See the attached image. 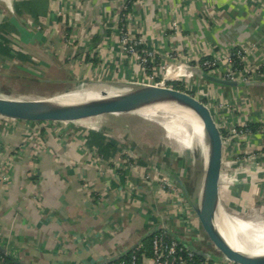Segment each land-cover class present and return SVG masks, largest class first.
I'll return each instance as SVG.
<instances>
[{
    "label": "crops",
    "instance_id": "0c3cea01",
    "mask_svg": "<svg viewBox=\"0 0 264 264\" xmlns=\"http://www.w3.org/2000/svg\"><path fill=\"white\" fill-rule=\"evenodd\" d=\"M125 1L0 0V26L6 27L5 36L20 51L14 59L0 54V76L16 68L19 74H36L43 80L27 83L35 95L18 85L13 89L25 93L0 87V95L42 99L36 93L57 90L70 78L143 81L140 67L123 52L119 39V13ZM172 10L189 36H176L170 42L163 29ZM134 13L133 30L142 29L149 43L161 50L175 43L177 51L194 49L190 54L196 56L195 51L244 43L252 50V62H264V0H143L135 4ZM182 69L188 77L201 79L198 69ZM206 90L219 99L225 91L229 96L237 91L247 105L253 97L254 104L241 108L239 116L253 111L251 116L257 119L264 112V87ZM4 126L0 129V261L10 256L22 264H101L143 243L163 220L173 230L186 215L188 231L196 235L202 230L192 205L164 187L157 176H149L151 165L131 157L125 139L107 129L26 121ZM92 130L123 145L124 153L104 157L96 143L87 142ZM255 141L263 145L264 134ZM257 159L264 164V155ZM258 175L261 178L254 177L251 183L238 181L234 195L261 184L258 198H264L263 173ZM180 199L188 206L182 207ZM165 213L170 214L168 219ZM144 263L151 264L150 258Z\"/></svg>",
    "mask_w": 264,
    "mask_h": 264
},
{
    "label": "water",
    "instance_id": "95a60500",
    "mask_svg": "<svg viewBox=\"0 0 264 264\" xmlns=\"http://www.w3.org/2000/svg\"><path fill=\"white\" fill-rule=\"evenodd\" d=\"M198 72L201 73L200 78L202 81L220 87L239 90L264 87V80H230L211 75L204 70H198ZM105 84L107 85L108 83ZM124 84L137 85L138 88L136 86L135 91L108 99L78 104H60L47 97L42 99H19L0 96V115L16 121L33 123L87 124L95 122L96 118L104 115L142 114L143 108L147 106L163 102H175L195 113L203 121L206 129H209V123L214 124L216 122L221 128L223 136L222 138L219 137L218 130L215 131L214 136L212 135L214 140L210 146L202 195L198 204L189 199L187 184L179 177V172L172 170L171 160L166 164L167 168H165L169 176L175 179L182 187L185 198L192 205V209L212 248L209 247L210 245H205L201 242L187 240L186 237L180 236L171 229L169 230L176 235L181 243L195 250L202 257L213 260L218 259L225 264H264L263 257L250 259L233 249L217 226V211L220 204L222 210L226 213L221 203L224 195L223 182H226V179L230 178V176L236 175L237 170L241 167L242 143L238 126L232 116L211 100L191 92L169 87L168 85L167 87H159V85L143 81L137 83L119 82L111 85L123 86ZM213 96L216 97L217 94L214 93ZM162 113L163 111L159 114ZM215 139L217 140L215 141ZM225 168H230L232 173L225 172Z\"/></svg>",
    "mask_w": 264,
    "mask_h": 264
},
{
    "label": "built area",
    "instance_id": "2783aa9c",
    "mask_svg": "<svg viewBox=\"0 0 264 264\" xmlns=\"http://www.w3.org/2000/svg\"><path fill=\"white\" fill-rule=\"evenodd\" d=\"M142 1L127 0L124 2L119 13L120 26L118 31L123 52L136 61L143 75H145L144 79L147 78L143 82L159 85L163 79L170 77L167 83L169 87L194 93L216 103L227 111L236 122L242 143V151H244L245 140L252 142V139L254 140L256 137L264 134V112L257 119H255V116H251L253 111L244 114V116H239V111H241L242 107H237V105L227 100L215 98L212 93L206 90L207 87H211L213 91L215 88H219V86L198 79V75L188 77L185 73H182V67L186 66L191 69L204 70L211 75L230 80L258 81L264 80V62H252L250 60L252 50L244 43L235 44L224 49L213 47L208 50L195 51L196 56L190 54V51L192 52L194 49L187 52V50L184 51L185 48H182L181 51H177L175 43H172L171 47L161 50L160 47L149 43L142 29H137V31L133 30L134 7L137 2ZM170 14H172L171 19L163 29L165 36L170 42L176 36L182 39L187 38L189 34L182 27V20L175 15L174 10L170 11ZM194 39L196 40L195 43H197L198 36L196 35ZM192 63L194 67L190 66ZM159 78H162V80L157 82ZM185 82L192 85L194 82L195 84L193 86L195 87L190 89L188 88L189 84L185 85ZM199 84L204 86L198 91L197 86ZM16 122V120L0 115V129L5 127L4 125L15 124ZM252 124H257L255 129L251 126ZM262 148L264 149V144ZM259 156L261 155L258 154L255 158ZM171 186L172 184L167 185V183L164 185V187L173 189V193L179 198H182L178 194L179 189L172 188ZM164 187L162 188L164 189ZM179 202L182 204V207L186 206L185 203L183 204V199H180ZM167 217L169 218L168 215L165 216V218ZM187 226L185 215H183L180 219V226L174 227L175 229L173 228V231L180 236L186 237L187 240L203 242L206 239V234L203 230H200L198 234L194 235L186 229ZM150 235L152 236V249L150 254L148 255L144 252L140 255V251L143 249V243H140L129 250L132 251L130 264H145L144 258L146 257L150 258L151 264H225L218 259L213 260L202 257L195 250L181 243L176 235L169 228L167 229L165 227L164 220L154 227ZM122 255L120 254L118 257L104 261L101 264L108 262L110 264H127L125 260L116 261ZM0 264L9 263L1 260Z\"/></svg>",
    "mask_w": 264,
    "mask_h": 264
},
{
    "label": "rangeland",
    "instance_id": "374dc122",
    "mask_svg": "<svg viewBox=\"0 0 264 264\" xmlns=\"http://www.w3.org/2000/svg\"><path fill=\"white\" fill-rule=\"evenodd\" d=\"M190 66L194 67V64L192 63L190 64ZM19 72L20 71L17 70L16 68L15 69L12 68L10 71L7 72V74H5V76L4 75L0 76L1 89H4L8 92L12 91L15 93H22V92L25 93V91L27 90L28 92L34 94V92L29 87H27V83L29 85H32L35 81H43V80L39 79L36 74L34 75L25 74V73L19 74ZM7 75L8 78H6ZM25 76H29V77L26 78ZM144 76L145 75H143L142 80L146 81L147 78L144 79L145 78ZM161 80L162 78H159L157 82ZM10 81H14L16 83H10ZM196 81L198 82V80ZM67 82L63 84H67L68 86V84H70L71 82H75L78 85L85 84V85L95 86L96 88L100 86H105L106 85L105 83H108L106 86L112 87L115 85H111V84H115L119 82L127 83L128 81L126 80L124 81L122 79H114L112 81H105V80L98 81L96 76L91 78H85V77L76 78V79L70 78L68 79ZM137 82H141V81H137ZM63 84L60 87H57V90H53L52 92L36 93V94L43 98L54 96L56 94L63 92L66 89V87L64 88ZM184 84L187 85L189 83L185 82ZM15 85L22 86V88H24L25 91L22 90L21 92L13 89ZM71 86L73 85H70V87ZM202 86L204 85L199 84V86H197L198 91L201 90L200 88ZM194 87L195 86H193L192 84H189L188 86V88L190 89ZM222 95H224L222 96L224 98V99L222 98L223 100H227L228 102L234 103L238 107L242 106L243 109L254 104L252 99L253 97H251V104L247 105L245 101H242L245 99L241 100L242 95L237 91H235L232 94L233 96L232 95L229 96V93L227 91H225V93ZM157 116H156L157 118L147 117L139 113L137 114L125 113L118 115L108 114L96 118L97 120L95 122H91L87 124H81V123L80 124L70 123V124L77 125L78 128L81 129L105 128L107 129V132H109L110 135L113 134L114 136H117L121 139H125L127 145L132 147V148L129 147L127 150L129 155H133L131 157H135V159L137 161L139 160V162L140 160L144 159L145 161L148 162V164L151 165L150 167L152 171L149 173V176L150 175L157 176L159 180L160 179L162 180L163 185H166V183L167 185L172 184L171 186L172 188L179 189L180 185L178 184V182L175 179L171 178L167 173V170L165 169L167 168L166 164L171 160L172 170H176L177 172H179V177L182 179V181L185 182V184H187L189 199H191L195 204H198L202 195V188L204 184V177L207 166L205 159H203L205 146L203 145V143L199 142L195 134H193L192 145L190 149L185 148L180 142L171 140L169 137V131L165 126L166 125L165 121L166 120L170 121L171 116L164 118L166 115L163 113L158 114ZM245 141L246 142L244 145V151L242 153V158H241V163L244 162L243 166L241 165L240 169L237 170L236 175L234 174L233 176H230V178L226 179V182H223L224 195L221 203L228 216L230 215L233 216L234 214V216H238V217H247L249 218L248 220H251L255 224L261 223L262 225H264V200H263L264 198H258V196L261 197L260 194L261 192H259L261 184L260 185L253 184L252 187L249 186L247 190L241 191L238 196L234 195L238 181H240L241 183H251L253 180L257 178L259 179L261 178L258 175L259 172L263 173V178H264V164L262 165L259 161H257L258 157L255 158L258 154L262 155L264 153L262 144L259 146V144L255 141V139L254 140L252 139V142L250 141L248 142L247 140ZM260 150L261 152H259ZM86 152L88 151L86 150ZM257 152L259 153L257 154ZM224 171L228 173L230 172V174L232 173L230 168L227 169L225 168ZM244 187L245 186H241V188ZM178 194L182 198H185V195L180 189L178 191ZM184 203L185 202H183V204ZM232 204H236L237 206L233 207ZM187 206L188 205L186 204L185 207ZM186 209L187 208H185V210ZM165 215L169 216L170 214L165 213ZM175 218L176 220H178L177 217ZM185 218H186V223L188 224L189 222L188 219L190 218H188L186 215Z\"/></svg>",
    "mask_w": 264,
    "mask_h": 264
},
{
    "label": "bare ground",
    "instance_id": "6f19581e",
    "mask_svg": "<svg viewBox=\"0 0 264 264\" xmlns=\"http://www.w3.org/2000/svg\"><path fill=\"white\" fill-rule=\"evenodd\" d=\"M168 81L169 79L166 77L159 84V87H167ZM136 86L132 85L125 88L119 86H100L95 88V86L91 85L74 84L71 87L67 86L63 92L47 98L60 104H78L129 93L135 91ZM162 111L166 115L164 118L171 116L170 121H165L170 139L180 142L185 148L190 149L192 137L195 134L199 142L205 146L203 159H205L207 165L210 146L214 140L212 137L215 131L218 130L219 137H221V132L215 122L214 124L209 123V129H206L203 121L195 113L190 112L188 108L175 102H163L147 106L143 108L142 114L147 117H156ZM248 219L247 217L234 216V214L233 216H228L222 210L221 204L218 207L217 226L233 249L250 259L254 257L264 258V225L261 223L255 224Z\"/></svg>",
    "mask_w": 264,
    "mask_h": 264
},
{
    "label": "trees",
    "instance_id": "16d2710c",
    "mask_svg": "<svg viewBox=\"0 0 264 264\" xmlns=\"http://www.w3.org/2000/svg\"><path fill=\"white\" fill-rule=\"evenodd\" d=\"M5 33H6V27L0 26V54L5 57L14 59L16 58V56L20 55L19 54L20 51L17 50L18 45H16L13 41H10V39L5 36ZM251 126L255 129L257 124H252ZM86 138L88 139L87 141L88 144L96 143L99 152L104 157H107V158H111L117 153L123 152L124 150L123 145L119 147L120 144L116 140H114L113 138H109V137L107 138L106 136L102 135L101 132L92 130L90 131V133L88 134ZM107 139H110V140L107 141ZM140 163L144 164V161L140 160ZM151 249H152V236L150 235L143 242V249L140 251V255H142L144 252L145 254L149 255L151 252ZM131 257H132V251H128L127 253L123 254L118 259H116V261L125 260L127 264H130ZM5 258L3 259L9 264H22L16 261L15 259L11 258L10 256H5ZM104 264H110V263L108 262Z\"/></svg>",
    "mask_w": 264,
    "mask_h": 264
}]
</instances>
